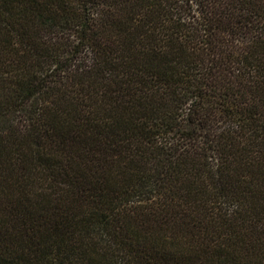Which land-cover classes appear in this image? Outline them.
<instances>
[{
    "label": "trees",
    "instance_id": "trees-1",
    "mask_svg": "<svg viewBox=\"0 0 264 264\" xmlns=\"http://www.w3.org/2000/svg\"><path fill=\"white\" fill-rule=\"evenodd\" d=\"M0 264H264V0H0Z\"/></svg>",
    "mask_w": 264,
    "mask_h": 264
}]
</instances>
